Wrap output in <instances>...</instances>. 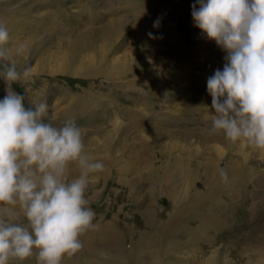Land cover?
Returning <instances> with one entry per match:
<instances>
[{
  "label": "rangeland",
  "instance_id": "374dc122",
  "mask_svg": "<svg viewBox=\"0 0 264 264\" xmlns=\"http://www.w3.org/2000/svg\"><path fill=\"white\" fill-rule=\"evenodd\" d=\"M0 1V15L9 6L30 12L17 16L23 26L10 36L9 47L14 55L22 48L32 77L13 89L24 95L26 106L47 100L48 118L56 126L75 122L84 130L87 154L105 165L92 174L86 193L102 232L97 241L88 232L82 235L81 250L61 264H92L122 251L136 254L138 264H264V153L216 135L206 144L199 137L214 113L207 79L223 69L226 53L195 26L196 0ZM166 22L178 30L182 45L159 43ZM121 58L131 69L122 76ZM5 88L0 78V99ZM139 114L148 122L134 129L131 117ZM165 129L195 136L188 143L184 135L166 133L151 150L141 145V139L152 144V132ZM208 147L211 156L198 163L227 168L230 178L214 209L207 198L196 199L205 189L199 183L177 201L175 187L156 185L163 171H155L160 161L151 155L171 154L168 163L176 172L192 159L185 152L199 155ZM139 153L150 166L127 170ZM78 175L73 166L69 179ZM173 224L177 232L159 244V232ZM201 232L209 237L200 241Z\"/></svg>",
  "mask_w": 264,
  "mask_h": 264
},
{
  "label": "clouds",
  "instance_id": "9594fccd",
  "mask_svg": "<svg viewBox=\"0 0 264 264\" xmlns=\"http://www.w3.org/2000/svg\"><path fill=\"white\" fill-rule=\"evenodd\" d=\"M191 15L226 53L223 69L207 79L214 113L203 131L264 153V0H196ZM10 41L0 24L6 84L0 99V264L29 258L61 264L81 250L82 235L99 228L86 193L92 174L105 165L87 154L84 130L75 122L56 126L49 120L47 100L26 106L12 85L31 79L32 68L22 48L13 54ZM73 166L79 175L69 179ZM218 171L228 185L227 171Z\"/></svg>",
  "mask_w": 264,
  "mask_h": 264
},
{
  "label": "bare ground",
  "instance_id": "6f19581e",
  "mask_svg": "<svg viewBox=\"0 0 264 264\" xmlns=\"http://www.w3.org/2000/svg\"><path fill=\"white\" fill-rule=\"evenodd\" d=\"M13 1H15V0H3V2H9V3L10 2L12 3ZM42 2H43V0H42ZM53 3H55V2H53ZM28 10H26L24 8H20V7L11 8L9 6V7H6V9L4 10L5 14L0 15V24H4V25L6 24L10 36H15V35H17V33L20 32V29L23 25L20 26V21H18L19 19L17 20V16H19L20 14L21 15L22 14L27 15L28 13H30ZM19 17H21V16H19ZM163 29H164V31L162 33L165 34V36L161 37L159 40V43L161 45L168 44L170 46L176 47L175 45L177 44V42L179 43V45H182L178 30H175V28L173 27L171 22H166V26H164ZM203 45H205V44H203ZM188 57H189V54L186 55V59ZM122 63L124 64V68H123L124 70L123 69L119 70V72H118L119 75L124 74V72H127L128 70L129 71L131 70V69H129L130 66L128 67L129 63H127V61H124V59L121 58L120 64L123 66ZM123 77H125V76H123ZM108 78H109V80L111 79L109 76H108ZM67 99H69V98H67ZM145 116H143V114H139V115H135V117H131L132 118L131 124H132L134 129H139V128H142L143 126H145L144 125L146 123L145 121H147ZM155 121H157V120H155ZM162 121H163L162 119L159 121L160 125H162ZM170 121H172V120H170ZM166 133H168L170 135L181 134L180 130L179 131H173V130L164 131L163 130V131H159V132H152L153 137H154L153 143L151 144L149 142L144 141V139H141V145L143 147L147 146V148H149V150H151L152 148H155V146L158 143L157 141H155V140H157V137H159V135L163 137V135H166ZM192 133H195V132L192 131ZM192 133L181 134V136L184 135L186 140H188L187 142L189 143L190 139L195 136ZM108 137H110V136H108ZM199 137H201L202 142L205 144L210 141V137L206 133H204L203 135H199ZM216 137L222 138L223 140H225L222 135H216ZM172 145H175V144H172ZM130 149H131V152L135 151V149L132 147ZM210 149L211 148H209V147L207 149H204L205 151H202L201 153H199V155H195V154H193L192 151H189V150H188V152H185V153H188V155L190 156V158L192 157V159L186 160L185 166L180 164L179 167L177 168L176 172L174 170H172V167L169 164V163H171V159H170L172 157L171 154L167 155L166 151L160 150L158 156L157 155H151V157H152L151 159L155 158V159H159L158 161H160V162H158V164H160V165H157V167H155L156 168L155 171L156 172L163 171V173H161L162 176H160V178L158 180H156V182H155L156 185L175 187L176 188V194L173 195L172 199L177 201L180 199H185L187 197V191H188L187 189H190V188H192V186L194 184L199 183V184H201L200 186H204L205 189H204V192H200L196 195V199L199 202L200 199L207 198L206 200L210 202V205L214 209L215 202L217 201V198L220 195V194H218V191L220 190V187L223 183L220 176H219V171H218L220 169V166L214 167V166H211L210 164L202 165V164L198 163L200 158L207 159V157L211 156V155H209V152L211 151ZM180 154H181V152H180ZM135 162H137L136 165L134 163V160H133V162H130L126 166L127 170L132 171V169H134V168L140 169V163L141 164L143 163L145 166L148 165L149 163L150 164L152 163L149 161L148 162H142V155L140 153H139V156ZM150 164H149V166H150ZM224 169L227 170V168H224ZM221 191H222V189H221ZM224 191L220 192V193H222L223 196L226 194ZM228 196H230V195H228ZM179 221L180 220H178V222ZM171 227L172 228L170 229V231L168 229H163L159 232V234L157 235V238H156L159 244L162 243L164 241V239L165 240L169 239L171 232H177L178 226L176 224H173ZM101 232H102L101 228H98L96 230H89L88 236L91 237L92 241H97L98 235ZM207 237H209V235L207 234L206 236H204L202 234V232L198 235V239H200V241L204 240ZM115 238L117 241H120L117 236H115ZM127 259H129L132 264H138L140 262V259L137 257L136 254L126 253V252L122 251L120 253L114 254L110 258H108V257L106 258L103 256L97 257L94 262L92 261L93 262L92 264H124L123 261L127 260ZM164 264H168V263L164 262Z\"/></svg>",
  "mask_w": 264,
  "mask_h": 264
}]
</instances>
